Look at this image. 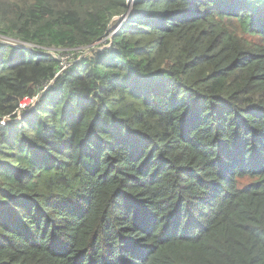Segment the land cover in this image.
Here are the masks:
<instances>
[{"label": "trees", "instance_id": "16d2710c", "mask_svg": "<svg viewBox=\"0 0 264 264\" xmlns=\"http://www.w3.org/2000/svg\"><path fill=\"white\" fill-rule=\"evenodd\" d=\"M0 264H264V0H0Z\"/></svg>", "mask_w": 264, "mask_h": 264}, {"label": "rangeland", "instance_id": "374dc122", "mask_svg": "<svg viewBox=\"0 0 264 264\" xmlns=\"http://www.w3.org/2000/svg\"><path fill=\"white\" fill-rule=\"evenodd\" d=\"M116 20H118V19H116ZM115 20V22H114V24L111 26V27H114L115 25H116V23H117V21ZM3 43V42H2ZM101 45H102V43H100L99 45H98V47H101ZM105 47H109L108 45H106ZM69 58V56L67 55V56H64V57H62V62H63V64H66V60Z\"/></svg>", "mask_w": 264, "mask_h": 264}, {"label": "clouds", "instance_id": "9594fccd", "mask_svg": "<svg viewBox=\"0 0 264 264\" xmlns=\"http://www.w3.org/2000/svg\"><path fill=\"white\" fill-rule=\"evenodd\" d=\"M125 20H126V19H125ZM125 20H124V21H125ZM124 21H122V19L120 20V22H124ZM120 22H119V23H120ZM119 23H118V24H116V26H117V27H116V26H114V27H116V28H117L116 30H112L114 27H111V28H110V34H111V35H112L114 32H116V31L119 29V27H120V26H119ZM111 30H112V31H111Z\"/></svg>", "mask_w": 264, "mask_h": 264}, {"label": "water", "instance_id": "95a60500", "mask_svg": "<svg viewBox=\"0 0 264 264\" xmlns=\"http://www.w3.org/2000/svg\"><path fill=\"white\" fill-rule=\"evenodd\" d=\"M127 18V16L125 15L123 18H122V21H124L125 19ZM117 27V26H116ZM116 27H114L112 30H116L117 28ZM111 30V31H112Z\"/></svg>", "mask_w": 264, "mask_h": 264}, {"label": "built area", "instance_id": "2783aa9c", "mask_svg": "<svg viewBox=\"0 0 264 264\" xmlns=\"http://www.w3.org/2000/svg\"><path fill=\"white\" fill-rule=\"evenodd\" d=\"M64 69H66V65H65ZM30 103H31V101L27 100V101L25 102V105H29Z\"/></svg>", "mask_w": 264, "mask_h": 264}]
</instances>
